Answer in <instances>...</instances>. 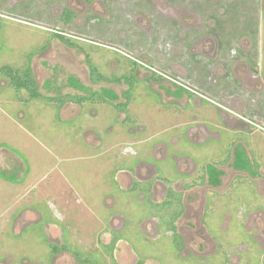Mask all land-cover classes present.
Wrapping results in <instances>:
<instances>
[{"label": "flooded vegetation", "instance_id": "obj_1", "mask_svg": "<svg viewBox=\"0 0 264 264\" xmlns=\"http://www.w3.org/2000/svg\"><path fill=\"white\" fill-rule=\"evenodd\" d=\"M4 1L3 4L6 2ZM81 1L84 2L83 10H89L85 14L86 21L83 25V28L90 32L89 39L67 32V27L72 26L78 18L74 0L55 1L52 7H48L46 19L49 25L41 26L50 33L51 38L59 40L67 49L76 48L82 51L90 82L106 85L91 93H96L102 104H107L106 110L110 108L109 112L112 111L114 116L117 114L116 121L111 120L113 117L110 119L113 128L108 126L109 131L130 117L127 113L131 104L130 95L140 92L136 90L130 93L127 79L130 80L131 77L143 82L148 81L151 88L160 95L162 105L156 103L158 109L165 111V114L169 111L168 117L185 118L172 120L171 124L178 122L183 127L179 125L172 128L174 132L165 139L166 144L164 141L158 142L153 147L150 155L156 163L141 161L131 169L132 172L125 171L129 176L126 182L128 189L139 190L141 197L148 198L150 204L155 207L162 205V208H159L160 216L154 212L139 222L140 233L145 239H154L158 237L160 230L165 228V232L171 237L170 241L173 242L174 251L171 255L161 257L136 247L125 239L126 235H119L124 225L121 224V219H117L109 220L112 235L110 241L100 243L97 248L87 251L69 244L65 234L62 248L47 242L43 234L41 243L47 245L49 264H54L51 262V256L57 255L61 250L72 252L75 260L81 264H121L116 251L123 241L131 247L130 253L137 255L135 264H146L150 257L158 264L163 261L181 264V260L185 258H192L197 262L199 259L200 264H206L205 257L208 255H215L218 261L221 257L219 264H264V195L259 186L264 184V178H260L262 173L256 155L257 151H264V0ZM25 2L26 0H13L14 8H21ZM12 10L14 9L11 7L3 8V5H0V16H7L4 14ZM113 11H119L122 21L116 19L109 24ZM102 20L108 22L115 31L120 30L128 35L125 41L110 40L120 44L110 45L116 54L107 53L115 68L110 72L106 71L105 59L100 60L102 63L94 62L89 53L84 52L86 43L92 45V51L97 50L98 44L94 43L96 41L91 35L100 29L99 22ZM204 27L207 29L203 31ZM150 29L154 31L151 38H156L157 41L148 47L140 40H146L145 33L151 36L153 32H149ZM206 33L208 35L204 36ZM63 40L72 45H67ZM168 55L169 58L178 57L183 61L175 65L167 63ZM110 86H121V89L116 93ZM163 90H166V94ZM104 91L109 93L104 94ZM89 94L65 93L59 96L84 97L81 103H67L82 107L85 112L92 110L86 104ZM125 95L130 97L129 100ZM212 96L220 99L216 101ZM210 103L215 108H211L207 113L206 109L210 107ZM165 104L168 105V110L162 108ZM120 105L122 109H119ZM106 110L103 111L106 113ZM196 111L197 117L194 116ZM212 113L222 117L224 129L229 134L227 151L216 145L209 152L214 156L215 153L218 154L214 161L197 159V155L195 164L184 155H192L196 150L186 152L182 141L202 145L218 138L219 134L207 131L204 126ZM132 122L135 121H131V124ZM169 122L164 121V128L170 125ZM142 123H135V127L144 130L146 122ZM127 126L126 124L121 128L125 127L133 132V128ZM93 134L92 140L99 144L101 139ZM134 143L136 145V139L132 140V144ZM128 148L132 155L137 154V150L135 152L132 146L129 145ZM252 177L259 182H252ZM247 187L253 189L254 197H260L258 202L252 196L248 197ZM120 188L126 189L122 185ZM199 189L208 192V196L203 195L200 200H195V204L199 206L193 209L194 206L187 203L186 196L190 191ZM224 196L228 197L225 199ZM234 202H237V208L233 206ZM154 206L151 210H158L154 209ZM230 209L234 211L229 212ZM25 214L26 211L19 218L21 228L25 223L27 225L33 221L27 219ZM217 215L223 218H220L223 228L233 225L239 234L247 237L237 243L246 244L244 249L233 244L229 232L221 238H216L210 223ZM164 216L170 219V224L165 227ZM42 218L43 221L52 222L50 213L48 218ZM183 220L187 222L185 228L178 229V223ZM201 226L205 228L207 237L215 246L205 254L198 252L196 248L193 252L191 248L193 242L205 238ZM230 230L232 227L228 231ZM252 231L254 237L249 234ZM261 240L263 241L260 247L254 250ZM244 253L247 255L245 258L241 256ZM201 260L205 262L202 263ZM216 262L217 260H213L211 264H218Z\"/></svg>", "mask_w": 264, "mask_h": 264}, {"label": "rangeland", "instance_id": "obj_2", "mask_svg": "<svg viewBox=\"0 0 264 264\" xmlns=\"http://www.w3.org/2000/svg\"><path fill=\"white\" fill-rule=\"evenodd\" d=\"M5 1L3 4V0H0V5L14 10L4 14L7 16H0V66L21 65L24 60H29L41 96L57 98L59 94L65 93L85 95L90 93L86 104L92 110L84 112V108L70 103H64L59 107L56 100H28L29 95L24 90L16 96L7 79L0 73V264H49L47 245L41 243L43 234L47 242L54 243L59 248L64 246V234L69 244L81 250L97 248L100 243L110 241L112 235L109 220L117 219H121V224L124 225L119 235H126L125 239L130 243L152 252L154 256L171 255L174 251L173 242L170 241L171 237L165 232V228L161 229L158 237L154 239H145L140 233L139 222L154 212L160 216L159 208H162V205L155 207L150 204L148 198L141 197L139 190L128 189L126 182L129 176L125 171L132 172L131 169L141 161L156 163L150 155L153 147L158 142L164 141L166 144L165 139L174 132L172 128L181 126L178 122L171 124L172 120L179 121L185 118L168 117L169 111L165 114V111L158 109L156 103L162 105L160 95L151 88L148 81L143 82L131 77L130 80L127 79L130 93L136 90L140 92L130 95L131 104L127 112L130 117L109 131L108 126L113 128L110 119L113 117L111 120L116 121L117 114L114 116L112 111L109 112L110 108L106 110L107 104H102L99 96L91 93L106 85L90 82L82 51L76 48L67 49L59 40L51 38L50 33L41 26L49 25L46 19L48 7H52L57 0H26L22 9L14 8L13 0ZM74 1L78 18L72 26L67 27V32L89 39L90 32L83 28L85 14L89 10H83L85 9L83 1ZM135 14L138 15L137 12ZM128 18L130 19L129 16ZM116 19L122 21L119 18V11L111 13L109 24ZM99 26L100 29L91 35L96 41L94 43L98 44L97 50L92 51V45L86 43L84 52H88L94 62L102 63L100 60L105 59L106 71L110 72L115 68L107 53L116 54L110 45H120L110 40L125 41L128 35L120 30L115 31L104 20L99 22ZM204 29L207 28H202L203 31ZM149 32L153 33L151 36L145 33L147 41L140 40L148 47L157 41L156 38H151L154 31L150 29ZM206 35L208 34L204 36ZM166 61L175 65L182 63L183 60L178 57L169 58L168 55ZM110 87L116 93L121 89V86ZM105 93L109 92L104 91ZM163 93L166 94V90H163ZM125 97L128 100L130 98L128 95ZM212 98L217 99L216 101L220 99L214 96ZM167 106L165 104L162 108L167 109ZM209 106L206 109L207 113L211 108H215L211 103ZM119 109H122L121 105ZM103 110H106V113ZM194 116L197 117V111ZM208 118L210 120L206 122L207 124L204 123V126L207 127V131L219 134L218 138L213 137L215 140L202 145L182 141L186 152L196 150L192 155L190 153L184 155L195 164L197 155V159L214 161L218 154L215 153L214 156L209 152L216 145L227 151L229 134L224 129L222 117L212 113ZM165 120L170 121V125L164 128ZM131 121H135L132 122L133 125ZM142 121L146 122L144 123L146 128L139 130L135 123L143 124ZM126 124L127 127L133 128V132L125 127L121 128ZM93 133L101 139L99 144L92 140ZM134 139L137 141L136 145L132 144ZM129 145L135 152L137 150L136 155L131 154ZM257 152L262 179L264 151ZM251 180L254 183L259 182L255 177ZM121 185L126 189H121ZM259 186L264 195V184ZM243 192L245 194V191ZM253 192V189L247 187L248 197L252 196L258 202L260 197H254ZM203 195L207 197L208 192H203L202 189L190 191L186 196L187 203L194 206L193 209L197 208L199 204H195V200H200ZM224 197L226 199L228 196ZM152 206L158 210L152 211ZM233 206L237 208V202H234ZM25 211V217L33 221L27 225L25 223L21 228L19 218ZM232 211L234 210L230 209L229 212ZM49 213L52 222L43 221L42 217L48 218ZM220 218L217 215L210 223L216 238H221L229 232V238L234 245L247 239L246 236L239 234L233 225L223 228L221 221L223 218ZM163 222L165 227L170 224V219L164 216ZM186 224V221H180L178 229L183 230ZM231 227L232 230L228 231ZM201 231L205 238L193 242L191 248L193 252L196 248L198 252L205 254L215 246L202 226ZM249 234L254 237L253 231ZM262 241L258 242L254 250L260 247ZM122 243L118 245L116 251L118 261L121 264H135L137 255L130 253L131 247L128 244L126 245L124 241ZM244 245L246 244L238 246L244 249ZM241 256L245 258L247 255L244 253ZM220 259L221 257L219 261ZM197 260L198 262L192 258H185L181 260L183 261L181 264H200V260ZM205 260L206 262L201 260L202 263L211 264L213 260H217L219 264L215 255H208ZM52 261L54 264H81L75 260L72 252L67 250H61L57 255L51 256ZM161 263L169 264V261ZM146 264L158 263L150 257Z\"/></svg>", "mask_w": 264, "mask_h": 264}, {"label": "trees", "instance_id": "obj_3", "mask_svg": "<svg viewBox=\"0 0 264 264\" xmlns=\"http://www.w3.org/2000/svg\"><path fill=\"white\" fill-rule=\"evenodd\" d=\"M65 41V40H63ZM67 45H72L70 42L65 41ZM92 67V72H93ZM0 73L4 76L10 87L14 90V95L18 96L17 93L24 90L28 93L29 99L28 100H35V99H46L49 101L56 100L58 101L59 107L67 102H78L81 103L84 100V97L79 96H71V95H64L58 96L57 98L53 97H43L38 92L37 83L33 77L32 69L29 63V60H24L21 65H2L0 66ZM92 80H94L92 78ZM96 81V80H94ZM12 149V148H9Z\"/></svg>", "mask_w": 264, "mask_h": 264}]
</instances>
